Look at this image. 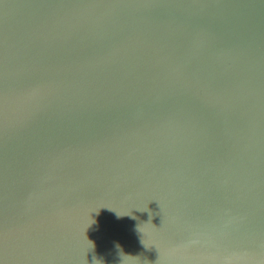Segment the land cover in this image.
I'll return each instance as SVG.
<instances>
[{
	"label": "water",
	"instance_id": "1",
	"mask_svg": "<svg viewBox=\"0 0 264 264\" xmlns=\"http://www.w3.org/2000/svg\"><path fill=\"white\" fill-rule=\"evenodd\" d=\"M0 264H264V0H0Z\"/></svg>",
	"mask_w": 264,
	"mask_h": 264
},
{
	"label": "clouds",
	"instance_id": "2",
	"mask_svg": "<svg viewBox=\"0 0 264 264\" xmlns=\"http://www.w3.org/2000/svg\"><path fill=\"white\" fill-rule=\"evenodd\" d=\"M117 247H118V245H117Z\"/></svg>",
	"mask_w": 264,
	"mask_h": 264
}]
</instances>
